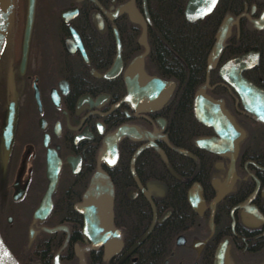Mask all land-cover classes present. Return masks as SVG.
<instances>
[{"label": "flooded vegetation", "instance_id": "flooded-vegetation-1", "mask_svg": "<svg viewBox=\"0 0 264 264\" xmlns=\"http://www.w3.org/2000/svg\"><path fill=\"white\" fill-rule=\"evenodd\" d=\"M151 1L35 0L25 53L28 0L10 2L0 236L20 264H264V121L233 83L259 90L249 99L264 110V0H217L194 22L185 0L186 29L222 14L198 76L180 75L200 79L187 93L191 122L183 84L157 67L166 27L154 24ZM243 55L246 67L221 73ZM153 78L171 84L155 99ZM198 93L234 127L223 137L196 119ZM43 202L50 210L35 218Z\"/></svg>", "mask_w": 264, "mask_h": 264}, {"label": "trees", "instance_id": "trees-1", "mask_svg": "<svg viewBox=\"0 0 264 264\" xmlns=\"http://www.w3.org/2000/svg\"><path fill=\"white\" fill-rule=\"evenodd\" d=\"M222 1V0H221ZM185 0H152L151 9L154 14V24L165 25L162 49L158 48V44L153 46L154 52L161 53L162 58L159 59L158 70L162 75L172 78L183 84V100L181 107L185 116L184 122L193 121L190 114V98L187 96L188 89L191 85L197 84L200 79L180 78L181 72L187 69L193 76H198L202 69V65L206 59L207 53L213 41L215 33V25L212 24L216 17L215 23L218 22L222 14L219 11L214 12L212 17L206 18L204 21L194 23V29H186L187 23L181 12ZM221 4V2H220ZM221 5H219L218 10ZM213 31V32H212Z\"/></svg>", "mask_w": 264, "mask_h": 264}, {"label": "water", "instance_id": "water-1", "mask_svg": "<svg viewBox=\"0 0 264 264\" xmlns=\"http://www.w3.org/2000/svg\"><path fill=\"white\" fill-rule=\"evenodd\" d=\"M10 2L11 0H0V48L2 45L4 32H5L6 25H7ZM216 2L217 0H215L214 4H213V0H188L186 8H185V12H184L186 19L189 22H194L198 19H203L204 16L212 10ZM34 3H35V0H28V9H27V15H26V25H25V35H24V53L28 45L29 35H30L31 27H32L33 15H34ZM227 26H228V22H225L221 25L219 29L218 38H217V41H216V44L213 50V54L210 58V62L217 57L219 46L221 42L224 40V37L226 35ZM143 37H145V29L143 31ZM246 60H247V55H243L241 57H238V58H235L229 61L228 63L222 66L221 73L222 72L224 73V69L230 65H235L241 68L246 67V64H245ZM233 83H235V87L240 92L246 109H248V111H250L251 113H254L257 119L264 121V110L259 111L256 101L252 102L251 99H249L254 96L256 97L259 90L255 89L251 84H249L248 82L244 80L242 81L233 80ZM164 86L168 90L171 84H169L168 82L164 83L162 80L158 78L151 79L150 81L151 97L155 99V95L158 93L160 88ZM202 98L203 97L199 93L195 98L194 114H195L196 119L204 124L212 125L217 131V133H220V135L223 137L228 129L232 130L233 126L230 120L220 110L218 105H214L206 100L202 101L203 103H200ZM197 143L200 147L206 148L212 152H222L212 147L211 142L208 140L198 141ZM56 178H57V175H56ZM50 186L52 187L53 184L50 183ZM50 207H51L50 203L43 202L40 205V207L36 209L34 217L35 218L44 217L49 212ZM44 229L48 232H54L58 230L59 227L52 228V229H47V228H44ZM0 264H20L17 261V259L14 257L12 252L9 250V248L5 245L1 236H0Z\"/></svg>", "mask_w": 264, "mask_h": 264}, {"label": "snow or ice", "instance_id": "snow-or-ice-1", "mask_svg": "<svg viewBox=\"0 0 264 264\" xmlns=\"http://www.w3.org/2000/svg\"><path fill=\"white\" fill-rule=\"evenodd\" d=\"M215 3V0H213V4Z\"/></svg>", "mask_w": 264, "mask_h": 264}]
</instances>
